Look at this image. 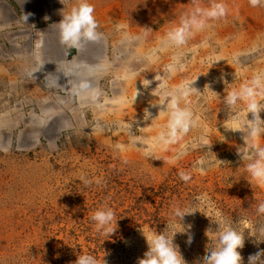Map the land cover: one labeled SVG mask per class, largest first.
I'll list each match as a JSON object with an SVG mask.
<instances>
[{"label": "rangeland", "instance_id": "374dc122", "mask_svg": "<svg viewBox=\"0 0 264 264\" xmlns=\"http://www.w3.org/2000/svg\"><path fill=\"white\" fill-rule=\"evenodd\" d=\"M78 2L0 0V264H75L82 254L96 257L98 264H138L148 251L139 229L172 237L168 224L185 229L173 238L185 264H202L216 245L217 211L233 227L247 220L238 251L248 264L250 255L264 251V242L247 231L264 226V215L256 212L264 187L248 181L247 162L238 155L245 134L224 128L229 110L223 99L227 86L238 89L264 70V7L222 0L227 16L209 20L175 48L167 45L168 31L213 0H88L102 37L69 48L56 24L62 11L67 14ZM153 51L157 58L150 62L146 57ZM178 55L186 70L169 79V89L198 78L193 86L203 94L190 97L189 106L207 126L213 153L191 148L200 128L167 151L157 149L156 159L134 147L118 151L117 143L129 141L127 134H113L118 125L132 123L136 132L159 115L163 105L152 94L159 84L154 77L164 75ZM146 79L152 81L148 88ZM81 81L100 91L98 100L77 94ZM243 107L238 103L237 110ZM145 109L152 114L147 121ZM260 115L264 119V112ZM165 123L161 115L143 135L155 137ZM259 142L264 146V137ZM181 151L187 154L168 162ZM201 157L217 158L204 175L193 170ZM180 171L192 172V179L183 182ZM202 195L203 204L196 200ZM177 207L198 210L180 222ZM106 208L117 220L110 236L101 235L91 220Z\"/></svg>", "mask_w": 264, "mask_h": 264}, {"label": "clouds", "instance_id": "9594fccd", "mask_svg": "<svg viewBox=\"0 0 264 264\" xmlns=\"http://www.w3.org/2000/svg\"><path fill=\"white\" fill-rule=\"evenodd\" d=\"M60 2L65 5L64 0H60ZM249 4L254 8L264 7V0H249ZM94 11V6L88 3V0H79L78 4L73 6L67 14L62 11L63 18L56 24L59 26L61 43L69 48H79L86 43L99 41L102 33L97 31L99 24L93 15ZM227 14L228 8L222 0H219V2L213 0L208 8L196 7L191 14L181 18L180 24L177 27L168 31L166 34L167 45L169 47L182 48L196 32L204 30L209 20H219L226 17ZM28 18V15L23 16L25 23ZM47 19L48 17L46 16L45 20ZM121 27L119 23L116 24L118 31ZM192 51L195 52L196 48L194 47ZM156 58L154 51L146 57L150 62ZM185 70L186 63L178 55L174 56L172 61L165 66L164 75L157 74L154 77V80L158 81L159 84L153 90L152 94L159 96L162 101L159 105H163V108L160 110L159 115L152 120V124L161 115H166V123L161 126L157 135L155 137H146L143 135L152 124L148 127H138L136 132H134L133 124L124 122L118 125L117 130L113 134H119L121 132L127 134L129 141L127 144L117 143L115 148L118 151L124 152L128 148L134 147L138 151H141L146 158L151 157L156 159L157 149L167 151L170 146L183 141L194 129L200 128L202 129L201 134L191 143V148L194 150L204 148L208 152L213 153L211 151L212 143L208 138L209 130L207 126L203 125L201 116L196 114L189 106L191 104L190 97L201 96L203 94L193 86L198 78L182 81L180 84L169 89V79L174 77L178 72ZM142 83L145 88H148L152 81L146 79V83ZM224 83L227 85V80ZM205 88H210V86L206 85ZM76 89L77 94L84 92L93 101L98 100L100 97V91L93 88L88 81H81L76 85ZM225 91L226 96L223 99V103L229 110V118L224 121L223 126L226 130L233 132L239 131L245 134L243 137L245 146L238 149V155L243 161L247 162L246 171L249 174L248 181L253 188L256 186L264 187V146L259 142L264 137V119L260 115L261 112H264V70L255 72L251 79L241 84L238 89L234 88L229 90L227 86ZM137 95L138 92L136 91L134 100H136ZM238 103H242L244 107L237 110ZM153 106H156V104H153ZM150 118H152L151 112L145 109L144 120L147 121ZM186 154L185 151H181L168 162L175 163ZM216 160V157L214 159L201 157L193 165V170L204 175L214 166ZM219 162L223 163L222 161ZM179 177L183 182L188 183L192 179V172L180 171ZM80 181L86 186L92 183L91 180L84 176L80 177ZM206 199V195L196 197V200L201 204ZM194 212L177 207L174 210V215L181 222L187 214ZM256 212L258 215H264V202L257 204ZM215 217L217 220L214 222L219 226L216 245L213 250L209 251L203 257L202 264H242L243 258L238 249H242L245 244L246 232L243 226L248 223L247 220L242 218L238 221L237 223L241 227L237 228L233 227L230 223H226L219 211L215 213ZM91 220L95 223L96 230L101 235L110 236L116 230L112 226L115 220V213L111 208L95 211L91 216ZM170 228L174 230V236L178 232H185L184 227L183 230H175L174 225L168 224L167 229ZM139 231H141L146 239L148 251L144 253L143 258L138 260V264H185L178 250V246L173 243L174 236L170 237L166 235L165 231L163 233L148 234L143 227ZM210 231L208 230L206 235ZM247 231L249 236L256 237V240L259 242H264V240L260 239V237H264V226H257L255 233L253 228H247ZM192 241L193 237L188 235L186 243L190 245ZM261 257H264V251L250 255L248 264H264V260ZM75 264H98V261L92 255L82 254L75 261Z\"/></svg>", "mask_w": 264, "mask_h": 264}, {"label": "crops", "instance_id": "0c3cea01", "mask_svg": "<svg viewBox=\"0 0 264 264\" xmlns=\"http://www.w3.org/2000/svg\"><path fill=\"white\" fill-rule=\"evenodd\" d=\"M118 10V8H116ZM115 14V16H118V14L116 13V11L113 12ZM120 13V12H119Z\"/></svg>", "mask_w": 264, "mask_h": 264}]
</instances>
